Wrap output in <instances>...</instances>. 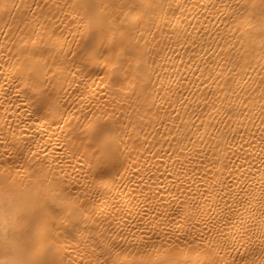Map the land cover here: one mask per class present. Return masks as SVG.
Returning a JSON list of instances; mask_svg holds the SVG:
<instances>
[{
  "label": "bare ground",
  "instance_id": "obj_1",
  "mask_svg": "<svg viewBox=\"0 0 264 264\" xmlns=\"http://www.w3.org/2000/svg\"><path fill=\"white\" fill-rule=\"evenodd\" d=\"M0 264H264V0H0Z\"/></svg>",
  "mask_w": 264,
  "mask_h": 264
},
{
  "label": "clouds",
  "instance_id": "obj_2",
  "mask_svg": "<svg viewBox=\"0 0 264 264\" xmlns=\"http://www.w3.org/2000/svg\"><path fill=\"white\" fill-rule=\"evenodd\" d=\"M8 229L4 226L3 222H0V240H3L5 243L11 244L12 241L7 235Z\"/></svg>",
  "mask_w": 264,
  "mask_h": 264
}]
</instances>
